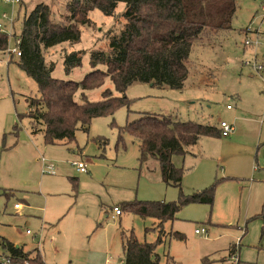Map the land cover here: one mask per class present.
<instances>
[{
	"label": "rangeland",
	"instance_id": "rangeland-1",
	"mask_svg": "<svg viewBox=\"0 0 264 264\" xmlns=\"http://www.w3.org/2000/svg\"><path fill=\"white\" fill-rule=\"evenodd\" d=\"M69 1H0V30L9 35L7 50L0 51V234L40 251L48 264H124L123 241L131 232L141 242L162 235L160 264H264V0H237L230 28L196 40L182 89L135 82L125 92L129 106L93 118L89 130L79 128L72 140L47 144L42 131L31 133L28 99L39 89L15 51L27 14L44 3L64 20ZM125 9L124 2L113 15L93 9L79 42L44 49L54 76L82 80L92 70L89 52L107 50L122 32ZM75 50L85 51L83 65L66 75L65 53ZM105 88L120 95L107 78L87 91L89 99L101 100ZM150 114L234 126L228 136H203L191 153L172 156L185 169V194L216 183L213 204H187L166 222L122 207L180 195L178 186L164 182L159 161L140 162L138 140L120 132L128 121ZM102 138L107 143L99 146ZM78 162L87 171L79 172ZM115 205L121 215L113 216ZM202 227L207 234L195 232Z\"/></svg>",
	"mask_w": 264,
	"mask_h": 264
},
{
	"label": "trees",
	"instance_id": "trees-1",
	"mask_svg": "<svg viewBox=\"0 0 264 264\" xmlns=\"http://www.w3.org/2000/svg\"><path fill=\"white\" fill-rule=\"evenodd\" d=\"M119 2L126 4L127 22L120 35L111 38L107 50L89 52L92 70L82 80L54 76L55 64H47L43 50L63 42H79L81 25L91 22L90 11L99 9L113 15ZM66 6L68 15L61 20L55 18L48 4H38L25 16L17 42L21 52L18 64L39 89V96L28 99L27 115L33 120L31 133L42 131L47 144L72 140L79 128L89 130L93 118L113 115L129 106L130 98L125 92L135 82L182 89L190 75L188 58L194 43L203 33L216 35L230 28L237 0H70ZM8 44V33L0 30V51L7 50ZM84 55L81 50L65 53L64 73L71 75L81 67ZM107 78L120 95L105 88L101 100L89 99L87 91L102 86ZM120 132L138 140L140 162L157 159L164 182L180 188L177 200H133L124 203V209L166 222L173 220L187 204H213L216 183L185 194L181 189L185 169L175 165L172 156L191 153L203 136H222L220 126L150 114L128 121ZM98 142L102 146L107 139ZM161 236L154 243L141 242L131 232L123 241L124 264H160L156 249L163 240ZM176 236L183 238L179 232ZM0 251L10 258V264H47L40 252L25 250L1 234Z\"/></svg>",
	"mask_w": 264,
	"mask_h": 264
},
{
	"label": "built area",
	"instance_id": "built-area-1",
	"mask_svg": "<svg viewBox=\"0 0 264 264\" xmlns=\"http://www.w3.org/2000/svg\"><path fill=\"white\" fill-rule=\"evenodd\" d=\"M0 1H5V2H19L20 0H0ZM16 54L19 56L21 54V52L17 49L16 51ZM14 53V52H13ZM231 106L228 105V108H230ZM220 128H221V131H222V136H228L232 131H234V126L232 124H229L227 122H222L220 124ZM77 167H78V170L82 171V172H85L87 171V166L84 162H78L76 163ZM48 171L50 173L53 172V166H48ZM21 207V204L19 203H16L14 205V208H20ZM113 211L116 215H120L122 213V209L121 207L119 206H115L113 208ZM28 233H31L30 230H27ZM195 232L196 233H203V234H207V230L205 228H197L195 229ZM27 263V262H26ZM3 264H10V258L6 257V256H3Z\"/></svg>",
	"mask_w": 264,
	"mask_h": 264
},
{
	"label": "crops",
	"instance_id": "crops-1",
	"mask_svg": "<svg viewBox=\"0 0 264 264\" xmlns=\"http://www.w3.org/2000/svg\"><path fill=\"white\" fill-rule=\"evenodd\" d=\"M228 109H231V107L228 108ZM233 141H234V140H233ZM216 159L220 160L218 157H217ZM43 163H44V161H43ZM44 165H45V163H44ZM76 167H77V165H76ZM77 170H78V167H77ZM78 171H79V172H82V171H80V170H78ZM115 206H117V205H115ZM115 206H114V207H115ZM114 207H113V208H114ZM119 207H121V206H119ZM20 208H21V207H20ZM17 209H19V208H17ZM121 209H122V208H121ZM113 212H114V211H113ZM121 214H122V213H121ZM121 214H120V215H121ZM113 216H118V215H116V214L114 213ZM27 233H28V232H27ZM17 246H18V245H17ZM39 252H40V251H39ZM47 264H48V263H47Z\"/></svg>",
	"mask_w": 264,
	"mask_h": 264
}]
</instances>
